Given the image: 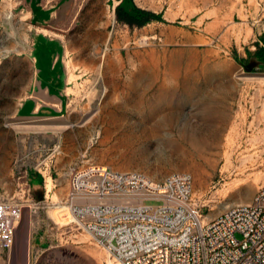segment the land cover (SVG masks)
<instances>
[{
    "label": "rangeland",
    "instance_id": "1",
    "mask_svg": "<svg viewBox=\"0 0 264 264\" xmlns=\"http://www.w3.org/2000/svg\"><path fill=\"white\" fill-rule=\"evenodd\" d=\"M93 167L188 173L205 221L250 203L264 0H0V201L22 207L0 264L107 263L58 222L73 170Z\"/></svg>",
    "mask_w": 264,
    "mask_h": 264
},
{
    "label": "built area",
    "instance_id": "2",
    "mask_svg": "<svg viewBox=\"0 0 264 264\" xmlns=\"http://www.w3.org/2000/svg\"><path fill=\"white\" fill-rule=\"evenodd\" d=\"M73 173L63 205L106 264H264V185L205 221L188 173L159 182L99 167ZM21 209L0 201V250L13 247Z\"/></svg>",
    "mask_w": 264,
    "mask_h": 264
},
{
    "label": "bare ground",
    "instance_id": "3",
    "mask_svg": "<svg viewBox=\"0 0 264 264\" xmlns=\"http://www.w3.org/2000/svg\"><path fill=\"white\" fill-rule=\"evenodd\" d=\"M57 210H59V215H58V222L59 223L67 222L68 219L71 220V213L67 207H61V208L58 207ZM65 225H66V223H65Z\"/></svg>",
    "mask_w": 264,
    "mask_h": 264
},
{
    "label": "crops",
    "instance_id": "4",
    "mask_svg": "<svg viewBox=\"0 0 264 264\" xmlns=\"http://www.w3.org/2000/svg\"><path fill=\"white\" fill-rule=\"evenodd\" d=\"M39 81H40V88L42 89V91L47 90V92H49L50 83H48L46 79L43 78L42 79L40 78Z\"/></svg>",
    "mask_w": 264,
    "mask_h": 264
},
{
    "label": "trees",
    "instance_id": "5",
    "mask_svg": "<svg viewBox=\"0 0 264 264\" xmlns=\"http://www.w3.org/2000/svg\"><path fill=\"white\" fill-rule=\"evenodd\" d=\"M122 12H123L122 9H117V17H118V18L121 17ZM123 17H124V19H125L124 21H126V22L131 20V19L127 16V14H124Z\"/></svg>",
    "mask_w": 264,
    "mask_h": 264
}]
</instances>
